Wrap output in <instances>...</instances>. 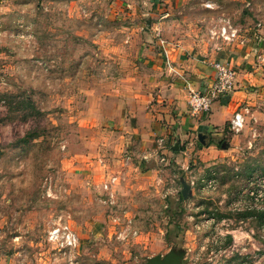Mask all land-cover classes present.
I'll return each instance as SVG.
<instances>
[{"label": "rangeland", "instance_id": "rangeland-1", "mask_svg": "<svg viewBox=\"0 0 264 264\" xmlns=\"http://www.w3.org/2000/svg\"><path fill=\"white\" fill-rule=\"evenodd\" d=\"M212 1L191 0L181 15L186 35L215 50L226 42L210 29L223 19L238 28L245 12ZM126 2L0 0V264H144L172 249L183 251L182 264H264L263 217L241 215L264 208V110L257 121L247 111L238 133L230 119L219 137L208 133L205 143L227 140L224 157L200 152L188 135L179 155L158 152L146 194L128 196L118 182L110 202L103 189L118 168L106 171L100 159L126 154L119 119L149 82L146 34ZM257 6L249 26L264 57V0ZM241 34L226 44H241ZM127 223L137 235L121 240ZM58 225L75 232V247L49 238Z\"/></svg>", "mask_w": 264, "mask_h": 264}, {"label": "crops", "instance_id": "crops-1", "mask_svg": "<svg viewBox=\"0 0 264 264\" xmlns=\"http://www.w3.org/2000/svg\"><path fill=\"white\" fill-rule=\"evenodd\" d=\"M126 1L127 7L132 9L131 14L139 13L135 30L146 34L142 45L143 49L150 50L145 59L150 68L146 74L149 82L145 89L135 90L119 119V127L123 130L120 132L118 149L126 154L113 159L111 164L102 159L100 162L106 171L116 169L114 165L117 164L118 172L112 175L118 176L119 188L128 196L132 193L138 197L149 191L151 182L148 183V179L158 171L153 163L157 161L158 152L167 156L179 155L182 150L180 143L188 135L198 139L202 148L200 152L209 151L213 156L221 157L228 155V145L226 148L217 147L220 141L227 144L226 139L208 140L205 143L206 137H209L208 133L211 138L225 133L227 121L240 106L239 110L245 107L255 121L260 119V112L264 110L260 95L262 91L261 88L255 89V85L264 80L261 73L264 57L258 53L259 44L256 43L261 39V34L249 26L250 9H253L249 5L255 2L254 9L259 11V0H225L237 2L238 6L243 7L239 14L244 10V18L237 26L243 31L241 35L244 41L241 44L223 43L222 48L214 46L215 50L206 39L198 40L186 35L190 32L181 13L191 0ZM206 1L214 3L212 0ZM218 59L229 62L234 68L235 89L213 102L207 113L191 115L187 105L189 89L206 91L210 87L215 76L212 62ZM167 141L171 142V146H166ZM165 157L161 156V159ZM184 165L182 163L183 168L186 167Z\"/></svg>", "mask_w": 264, "mask_h": 264}, {"label": "built area", "instance_id": "built-area-1", "mask_svg": "<svg viewBox=\"0 0 264 264\" xmlns=\"http://www.w3.org/2000/svg\"><path fill=\"white\" fill-rule=\"evenodd\" d=\"M211 38H218L226 43L239 41V29L232 26L228 20L223 19L222 23L216 29H210ZM244 39H242V42ZM215 76L210 87L205 91L189 89L187 105L191 115L207 113L216 100L225 96L235 89L236 72L229 62L224 60H214L212 62ZM247 109L237 110L230 119V128L235 133L243 129ZM119 182L117 175H109L102 181V187L108 192L110 202L113 201V187ZM136 236L137 231L133 229L130 223L121 229L117 235L124 240L127 236ZM49 238L58 242L63 248L69 249L77 245L78 237L67 225H58L49 231Z\"/></svg>", "mask_w": 264, "mask_h": 264}, {"label": "water", "instance_id": "water-1", "mask_svg": "<svg viewBox=\"0 0 264 264\" xmlns=\"http://www.w3.org/2000/svg\"><path fill=\"white\" fill-rule=\"evenodd\" d=\"M189 186L185 183L182 185L181 194L185 198ZM183 257V252H175L171 250L164 255L156 254L151 257L146 258L144 264H180L181 258Z\"/></svg>", "mask_w": 264, "mask_h": 264}, {"label": "trees", "instance_id": "trees-1", "mask_svg": "<svg viewBox=\"0 0 264 264\" xmlns=\"http://www.w3.org/2000/svg\"><path fill=\"white\" fill-rule=\"evenodd\" d=\"M217 147L219 148H226L227 147V144H224L222 141H220L218 144H217ZM241 215H247V216H251V215H256V216H262L263 217V220H264V208L262 209H258V210H254V211H246V212H242Z\"/></svg>", "mask_w": 264, "mask_h": 264}, {"label": "flooded vegetation", "instance_id": "flooded-vegetation-1", "mask_svg": "<svg viewBox=\"0 0 264 264\" xmlns=\"http://www.w3.org/2000/svg\"><path fill=\"white\" fill-rule=\"evenodd\" d=\"M172 250H174L175 252H183V251H181V250H176V249H172ZM182 260H183V257L181 258V261H180V264H182Z\"/></svg>", "mask_w": 264, "mask_h": 264}]
</instances>
